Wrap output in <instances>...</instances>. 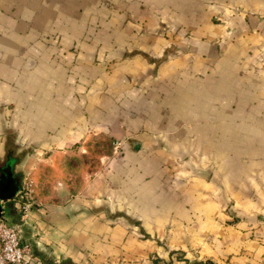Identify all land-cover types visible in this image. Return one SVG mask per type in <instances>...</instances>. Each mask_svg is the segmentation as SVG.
Returning a JSON list of instances; mask_svg holds the SVG:
<instances>
[{"label": "crops", "instance_id": "crops-1", "mask_svg": "<svg viewBox=\"0 0 264 264\" xmlns=\"http://www.w3.org/2000/svg\"><path fill=\"white\" fill-rule=\"evenodd\" d=\"M6 166L28 264H264V0H0Z\"/></svg>", "mask_w": 264, "mask_h": 264}, {"label": "built area", "instance_id": "built-area-1", "mask_svg": "<svg viewBox=\"0 0 264 264\" xmlns=\"http://www.w3.org/2000/svg\"><path fill=\"white\" fill-rule=\"evenodd\" d=\"M32 185L31 179L23 181L18 193L17 200L22 214H26L33 206ZM30 255L31 245L23 241L21 229L0 217V264H28Z\"/></svg>", "mask_w": 264, "mask_h": 264}, {"label": "water", "instance_id": "water-1", "mask_svg": "<svg viewBox=\"0 0 264 264\" xmlns=\"http://www.w3.org/2000/svg\"><path fill=\"white\" fill-rule=\"evenodd\" d=\"M19 189L18 177L13 175L9 166L0 170V217L3 205L1 202L12 199Z\"/></svg>", "mask_w": 264, "mask_h": 264}, {"label": "rangeland", "instance_id": "rangeland-1", "mask_svg": "<svg viewBox=\"0 0 264 264\" xmlns=\"http://www.w3.org/2000/svg\"><path fill=\"white\" fill-rule=\"evenodd\" d=\"M95 146L93 145V147H91L89 150H88V153L87 155L93 160L95 159L94 157H97L99 155L105 157V156H108L112 153V149L109 145V141L105 138H98V140H96L95 142ZM24 151H27V150H24ZM24 177V176H23ZM26 178V179H25ZM25 181L28 180L29 176H25ZM30 179V178H29ZM33 192H32V198H34V182H33ZM179 254H174L172 256V258H170L168 260L169 263H172V264H176V262L178 261H181V259L179 258ZM156 258H151L150 262L155 260ZM175 262V263H173ZM156 264H160V260H157Z\"/></svg>", "mask_w": 264, "mask_h": 264}, {"label": "trees", "instance_id": "trees-1", "mask_svg": "<svg viewBox=\"0 0 264 264\" xmlns=\"http://www.w3.org/2000/svg\"><path fill=\"white\" fill-rule=\"evenodd\" d=\"M156 262H157V259L153 260V264H156Z\"/></svg>", "mask_w": 264, "mask_h": 264}]
</instances>
